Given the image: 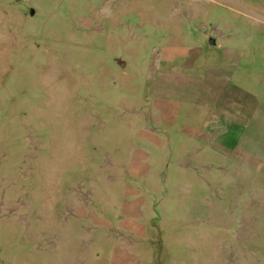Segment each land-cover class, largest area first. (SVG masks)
Returning <instances> with one entry per match:
<instances>
[{
	"label": "rangeland",
	"instance_id": "1",
	"mask_svg": "<svg viewBox=\"0 0 264 264\" xmlns=\"http://www.w3.org/2000/svg\"><path fill=\"white\" fill-rule=\"evenodd\" d=\"M0 264H264V0H0Z\"/></svg>",
	"mask_w": 264,
	"mask_h": 264
},
{
	"label": "water",
	"instance_id": "2",
	"mask_svg": "<svg viewBox=\"0 0 264 264\" xmlns=\"http://www.w3.org/2000/svg\"><path fill=\"white\" fill-rule=\"evenodd\" d=\"M32 14V13H31Z\"/></svg>",
	"mask_w": 264,
	"mask_h": 264
}]
</instances>
